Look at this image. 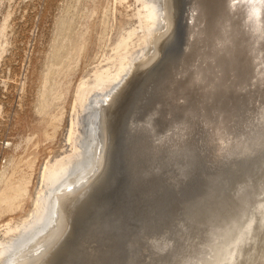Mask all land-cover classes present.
<instances>
[{
    "label": "bare ground",
    "instance_id": "1",
    "mask_svg": "<svg viewBox=\"0 0 264 264\" xmlns=\"http://www.w3.org/2000/svg\"><path fill=\"white\" fill-rule=\"evenodd\" d=\"M135 1L144 48L136 56H120L117 47L119 60L110 57L118 60L110 64L116 68H99L76 91L82 111L94 107L90 129L101 123L105 139L88 134L81 143L77 115L71 116L66 133L71 152L41 165L29 219L5 225V234H18L0 241V264H57L60 257L61 264H83L90 259L96 237L84 229L72 242L71 226L73 213L105 172L112 134L104 111L115 113L120 88L129 77L130 85L140 81L134 70L144 72L159 57L173 24V0ZM188 4L184 53L159 73L141 72L142 94L126 126L153 132V139L174 155L194 143L208 158L234 168V178L196 198L190 229L170 238L171 252L159 264H264V0ZM159 119L162 128L155 127ZM92 142L94 148L87 150Z\"/></svg>",
    "mask_w": 264,
    "mask_h": 264
},
{
    "label": "rangeland",
    "instance_id": "2",
    "mask_svg": "<svg viewBox=\"0 0 264 264\" xmlns=\"http://www.w3.org/2000/svg\"><path fill=\"white\" fill-rule=\"evenodd\" d=\"M173 1V24L167 40L158 48L161 53L144 72L134 70L136 76H144L151 70L159 71L163 57L177 48L176 26L183 0ZM135 2L0 0V241L10 240L18 234L17 231L8 234L10 237L5 234L6 224L15 226L23 219H29L39 190L41 165L71 152V146L66 143L71 116L77 115L81 143L96 131L95 126L90 129V119L92 122L96 119L91 113L94 107L82 111L76 100L79 85L92 80L99 68L112 66L113 69L119 55L131 53L136 56L146 44L144 30L138 28V16L134 15L138 7ZM131 30L130 38H125ZM117 47L120 48L119 55ZM110 57H118V60ZM141 76V83L136 81L130 85L129 77L120 88L124 89L123 103L115 114L104 111L110 129L120 127L124 121L125 111L143 86ZM117 115L120 117L118 122ZM102 126L100 123L98 133L105 139ZM91 144L87 150L94 148L95 142ZM122 178L116 181L115 187L116 182L109 186L112 194L119 189Z\"/></svg>",
    "mask_w": 264,
    "mask_h": 264
},
{
    "label": "water",
    "instance_id": "3",
    "mask_svg": "<svg viewBox=\"0 0 264 264\" xmlns=\"http://www.w3.org/2000/svg\"><path fill=\"white\" fill-rule=\"evenodd\" d=\"M188 2L183 0L176 26L177 48L163 57V66L157 73L184 53ZM123 93L124 89L118 93L115 113L121 107ZM141 94L142 90H138L121 126L111 127L105 172L90 188L79 211L73 213L72 242L84 229L96 237L91 257L83 264H159L171 252L166 246L170 238L190 229L188 217L196 198L221 183L233 181L234 168L208 158L194 143L174 155L165 143L160 145L157 137L153 139V132L140 133L127 127L126 118ZM158 126L162 128V119L156 122ZM98 131L97 127L93 136ZM119 178L122 183L112 194L109 186ZM60 260L61 257L56 263L61 264Z\"/></svg>",
    "mask_w": 264,
    "mask_h": 264
}]
</instances>
